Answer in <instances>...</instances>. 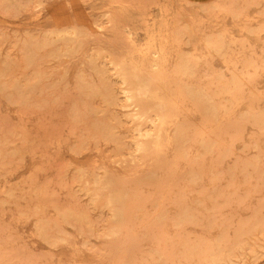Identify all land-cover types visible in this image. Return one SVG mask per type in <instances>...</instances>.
I'll return each instance as SVG.
<instances>
[{
	"label": "rangeland",
	"instance_id": "obj_1",
	"mask_svg": "<svg viewBox=\"0 0 264 264\" xmlns=\"http://www.w3.org/2000/svg\"><path fill=\"white\" fill-rule=\"evenodd\" d=\"M263 3L0 0V264H264Z\"/></svg>",
	"mask_w": 264,
	"mask_h": 264
},
{
	"label": "bare ground",
	"instance_id": "obj_2",
	"mask_svg": "<svg viewBox=\"0 0 264 264\" xmlns=\"http://www.w3.org/2000/svg\"><path fill=\"white\" fill-rule=\"evenodd\" d=\"M157 1H158V0H157ZM216 2H217V1H216ZM243 2H244V1H243ZM150 3H151V2H150ZM148 4H149V3H148ZM263 4H264V3H263ZM150 5H151V4H150ZM236 14H238V13H236ZM245 14H246V13H245ZM191 20H192V19H191ZM241 20H242V19H241ZM177 21H178V20H177ZM165 23H166V22H165ZM165 23H164V25H165ZM179 23H180V22H179ZM159 24H160V23H159ZM166 25H168V24H166ZM147 26H148V25H147ZM161 27H163V26H161ZM166 27H167V26H166ZM175 28H176V27H175ZM146 29H147V27H146ZM144 30H145V29H144ZM160 30H161V28H160ZM66 32H67V31H66ZM54 33H56L57 35H60V34L62 33V31L58 30V31H55ZM72 33H73V32H72ZM56 34H55V35H56ZM150 35H151V33H150ZM54 37H55V36H54ZM59 38H60V37H59ZM55 40H56V39H55ZM179 41H180V40H179ZM241 41H242V40H241ZM68 43H69V42H68ZM75 43H76V42H75ZM181 43H182V42H181ZM167 44H168V43H167ZM250 45H251V44H250ZM157 46H158V45H157ZM60 47H61V46H60ZM152 47H153V46H152ZM158 47L160 48L161 46L159 45ZM62 48H63V47H62ZM143 48H144V47H143ZM159 48H158V50H159ZM148 49H149V47H148ZM58 51H59V50H58ZM63 51H64V50H63ZM63 51H62V52H63ZM135 51H136V50H135ZM137 51H138V50H137ZM144 51H145V50H144ZM160 51H161V50H160ZM147 52H148V51H147ZM56 53H57V52H56ZM64 53H65V52H64ZM145 53H146V52H145ZM71 54H72V53H71ZM71 54H70V55H71ZM142 54H143V53H142ZM72 55H73V54H72ZM145 55H146V54H145ZM157 55H158V54H157ZM67 56H69V55H67ZM70 57H71V56H70ZM142 57H143V56H142ZM147 58H148V57H147ZM85 59H86V58H85ZM138 59H139V58H138ZM145 59H146V58H145ZM143 60H144V58H143ZM160 60H161V59H160ZM139 61H140V60H139ZM136 62H137V61H136ZM140 62H141V61H140ZM143 62H144V61H143ZM134 63H135V61H134ZM136 64H137V63H136ZM139 64H140V63H139ZM154 64H155V63H154ZM162 64H163V63H162ZM142 65H143V63L140 64L139 66H136V67H139V68H140V66H142ZM157 65H158V63H157ZM157 65H156V66H157ZM121 66H122V65H121ZM143 66H144V65H143ZM143 66H142V67H143ZM118 67H120V66H118ZM131 67H134V66H130V68H131ZM144 67L147 68L146 66H144ZM159 67H161V66H159ZM134 68H135V67H134ZM145 68H141V70L143 69L144 71H146ZM118 69H119V68H118ZM123 69H126V67L124 66ZM123 69H120V70H122L123 73H125L126 70H125V72H124ZM135 69H136V68H135ZM147 69H148V68H147ZM111 70H112V69H111ZM120 70H119V71H120ZM143 70H142V72H143ZM134 71H136L137 73L139 72V70H137V69H136V70H134V69L132 70V72H134ZM80 72H81V69H80ZM159 72H160V70H159ZM121 75H122V73L120 74V76H121ZM133 75H134V73H133ZM122 76H123V75H122ZM127 76H128V75H126V77H127ZM130 76H132V75H130ZM135 76H136V77H135ZM134 77L137 78L138 76L135 74ZM104 78H105V77H104ZM118 78H119V77H118ZM124 78H125V77H124ZM124 78H123V79H124ZM130 78H131V77H130ZM135 78H133V80H134ZM168 78H169V77H168ZM96 79H97V78H96ZM123 79H122V80H123ZM125 79H127V81H128L129 78H125ZM125 79H124V80H125ZM101 80H102V79H101ZM129 80H130V79H129ZM125 81H126V80H125ZM127 81H126V82H127ZM130 81H132V80H130ZM103 82H104V81H103ZM142 82H143V81H142ZM156 82H157V81H156ZM193 82H194V81H193ZM107 83H109V82H107ZM121 83H122V82H121ZM130 83H131V82H129V85H128V86H130ZM132 83H133V82H132ZM159 83L161 84L160 81L158 82V84H159ZM194 83H195V82H194ZM199 83H200V82H199ZM215 83H216V82H215ZM105 84H106V83H105ZM112 84H113V83H112ZM126 84H127V83H126ZM138 84H139V83H138ZM138 84H136V87H138V88H142V87L139 86ZM148 84H149V83H148ZM160 84H159V87H160ZM131 85H132V84H131ZM165 85H166V84H165ZM168 85H169V84H168ZM169 86H171V85H169ZM173 86H174V85H173ZM207 86H208V85H207ZM238 86H239V85H238ZM108 87H109V86H108ZM156 87H158V85L155 86V88H156ZM202 87H203V86H202ZM105 88H107V87L105 86ZM96 89H97V88H96ZM111 89H112V88H111ZM114 89H115V88H114ZM131 89H132V88H131ZM131 89H130V90H131ZM133 89H135V88H133ZM133 89H132V90H133ZM152 89H153V88H152ZM138 90H139V89H138ZM141 90H142V89H141ZM157 90H158V88L156 89V92H157ZM160 90H161V87H160ZM205 90H206V89H205ZM231 90H232V89H231ZM114 91H115V90H114ZM165 91H167V90H165ZM177 91H178V90H177ZM232 91H233V90H232ZM121 92H122V91H121ZM124 92H125V91H124ZM132 92L134 93V91H132ZM152 92H153V91H151V93H152ZM154 92H155V91H154ZM154 92H153V94L156 93V92H155V93H154ZM159 92H161V91H159ZM163 92H164V91H163ZM228 92H229V91H228ZM256 92H257V91H256ZM116 93H117V92H116ZM116 93H114V94H116ZM129 93H131V92H129ZM137 93H138V92H137ZM151 93L149 92L150 95H151ZM157 93H158V92H157ZM123 94H124V93H123ZM127 94H128V93H127ZM135 94H136V93H135ZM163 94H164V93H163ZM178 94H179V93H178ZM233 94H234V92H233ZM121 95H122V94H121ZM144 95H145V94H144ZM159 95L161 96V94H159ZM166 95H167V94H166ZM255 95H256V93H255ZM152 96H153V95H152ZM155 96H156V97H155ZM180 96H181V95H180ZM180 96H179V97H180ZM114 97H115V96H113V98H114ZM125 97H126V96H125ZM131 97H132V96H131ZM149 97H150V96H149ZM154 97H155V98H158L159 96L157 97V94H155ZM161 97H162V100H164V99H163L164 96H161ZM173 97H174V96H173ZM181 97H182V96H181ZM254 97H255V96H254ZM256 97H257V95H256ZM115 98H116V97H115ZM120 98H121V97H120ZM122 98H123V96H122ZM155 98H154V100H155ZM165 98H166V97H165ZM183 98H184V97H183ZM239 98H240V97H239ZM250 98H252V97H250ZM159 99H160V98H159ZM108 100H109V99H108ZM108 100H107V101H108ZM116 100H117V99H116ZM124 100H126V99H124ZM128 100H129V99H128ZM130 100H131V99H130ZM133 100H134V99H133ZM133 100H132V101H133ZM172 100H173V99H172ZM241 100H242V99H241ZM246 100H247V99H246ZM250 100H251V99H250ZM252 100H253V98H252ZM254 100H255V99H254ZM254 100H253V103H254ZM165 101H166V100H165ZM175 101H176V100H175ZM175 101H174V102H175ZM244 101H245V100H244ZM256 101H261V100H257V99H256ZM181 102H182V101H181ZM194 102H195V101H194ZM250 102H252V101H250ZM133 103H134V102H133ZM133 103H132V104H133ZM157 103H158V101H157ZM168 103L171 104V102H169V100L167 101V104H168ZM224 103H225V102H224ZM241 103H242V102H241ZM246 103H247V102H246ZM120 104H121V103H120ZM122 104H123V103H122ZM182 104H183V103H181V106H183ZM187 104H190V103H187ZM137 105H138L139 109H138V111L135 113V116H137V115H140V116H141V115H147V113H148V109H149V111H150V105H149L146 101L139 100L138 103H137ZM171 105H172V104H171ZM175 105H176V104H175ZM175 105H174V107H176ZM192 105H193V104H192ZM192 105H191V106H192ZM239 105H240V104H239ZM242 105H243V104H242ZM224 106H225V105H224ZM233 106H234V105H233ZM257 106H258V104H257ZM174 107H173V108H174ZM178 107H179V105H178ZM178 107H177V108H178ZM183 107H184V106H183ZM192 107H193V106H192ZM185 108H186V107H185ZM185 108H182V109L184 110ZM188 108H189V107H188ZM194 108H195V107H194ZM245 108H246V107H245ZM245 108H243V110H244ZM127 109H129V108H127ZM175 109H176V108H175ZM176 110H177V109H176ZM178 110H180V108H179ZM178 110H177V113H178V112L180 113V111H178ZM186 110L189 111L190 109H189V110L186 109ZM193 110H195V109H193ZM197 110H198V109H197ZM135 111H136V110H135ZM135 111H134V112H135ZM184 111H185V110H184ZM241 111H242V110H241ZM246 111H247V110H246ZM256 111H257V110H256ZM134 112H132V113H134ZM157 112H158V111H157ZM185 112H186V111H185ZM230 112H232V111H230ZM149 113H150V112H149ZM153 113H154V112H153ZM186 113H187V112H186ZM189 113H190V111H189L187 114H189ZM199 113H200V112H199ZM222 113H223V111L221 112V114H222ZM154 114H155V113H154ZM180 114L182 115V112H181ZM260 114H262V113H260ZM163 115H164V114H163ZM178 115H179V114H178ZM181 115H180V116H181ZM197 115H199V114H197ZM201 115H202V114H200V116H201ZM230 115H231V114H230ZM258 115H259V114H258ZM152 116H153V115H152ZM155 116L159 117V122L161 123L162 120H161V116H159V113H156ZM202 116H203V115H202ZM226 116H227V115H226ZM228 116H229V115H228ZM168 117H169V115H168ZM223 117H224V116H223ZM260 117H261V116H260ZM133 118H134V116H133ZM165 118H166V117H165ZM171 118L173 119L174 117L171 116ZM184 118H185V117H184ZM199 118H200V117H199ZM203 118H204V117H203ZM203 118H202V119H203ZM220 118H221V117H220ZM228 118H229V117H228ZM262 118H263V117H262ZM262 118H261V119H262ZM157 119H158V118H157ZM167 119H169V118H167ZM177 119H178V117H177ZM185 119H186V118H185ZM185 119H183V120H185ZM187 119H188V118H187ZM206 119H207V118H206ZM223 119H224V118H223ZM131 120H132V119H131ZM181 120H182V119H181ZM211 120H212V119H211ZM211 120H210V121H211ZM221 120H222V119H221ZM227 120H228V119H227ZM145 121H146V120H145ZM228 121H229V120H228ZM228 121H227V124H228ZM238 121H239V120H238ZM244 121H245V119H244ZM159 122H158V123H159ZM165 122H167V121H165ZM183 122H184V121H183ZM201 122H202V120H201ZM212 122H213V121H212ZM212 122H210V123L212 124ZM219 122H220V121H219ZM225 122H226V121H224V123H225ZM190 123H191V121H190ZM192 123H193V122H192ZM204 123H205V122H204ZM206 123H207V121H206ZM206 123H205V124H206ZM208 123H209V122H208ZM213 123H215V122H213ZM234 123H235V122H234ZM239 123H240V122H239ZM239 123L237 122L236 124H239ZM249 123H250V122H249ZM149 124H150V123H149ZM151 124H152V123H151ZM205 124H204V125H205ZM250 124H251V123H250ZM153 125H154V123H153ZM156 125H157V124H156ZM194 125H196V127H197V124H193V128H195ZM204 125H203V128L206 126V125H205V126H204ZM215 125H216V124H215ZM217 125H219V124H217ZM222 125H223V123H222ZM224 125H226V124H224ZM258 125H259V124H258ZM261 125H262V124H261ZM148 126H149V125H148ZM139 127H140V126H139ZM198 127H199V125H198ZM209 127H211V126H209ZM237 127H240V125L237 126ZM262 127H263V126H262ZM199 128H202V127L200 126ZM199 128H198V129H199ZM241 128H242V127H241ZM241 128H240V129H241ZM146 129H147V128H146ZM152 129H153V128H152ZM198 129H197V130H198ZM260 129H261V128H260ZM260 129H259V130H260ZM263 129H264V128H263ZM158 130H159V129H158ZM193 130H194V129H193ZM204 130H205V128H204ZM207 130H208V128H207ZM212 130H213V129H212ZM221 130H222V129H221ZM225 130H226V129H225V127H224V131H225ZM236 130H238V129H236ZM257 130H258V128H257ZM259 130H258V131H259ZM144 131H145V129H144ZM147 131H148V130H147ZM164 131H165V130H164ZM194 131H196V130H194ZM201 131H202V132H205V131H203V130H201ZM214 131L216 132L217 130H214ZM227 131H228V130H227ZM227 131H226V133H227ZM139 132H140V131H139ZM196 132L199 134L200 131H196ZM196 132H195V133H196ZM222 132H223V131H222ZM222 132H221V133H222ZM141 133H142V132H141ZM144 133H145V132H144ZM153 133H154V132H153ZM153 133H152V136H154V137L148 138L145 142L142 143L141 146H143V148H145L144 146H146V145L148 146V144H149V145H150V144H153V145H154V144H157V142L161 139V138H160V137H161V135H160V130H159V132H157V134L154 133L155 135H154ZM161 133H162V132H161ZM167 133H168V132H167ZM171 133H172V132H171ZM234 133H235V132H234ZM236 133H237V131H236ZM137 134H139V133H137ZM204 134H205V133H204ZM219 134H220V133H219ZM239 134H240V133H238V135H239ZM241 134H242V132H241ZM241 134H240V135H241ZM263 134H264V133H263ZM196 135H197V134H196ZM209 135H210V134H209ZM212 135H213V134H212ZM226 135H228V133H227ZM259 135H260V134H259ZM138 136H139V135H138ZM138 136H137V137H138ZM143 136H144V135H143ZM194 136H195V135H194ZM233 136H234V135H233ZM233 136H232V137H233ZM250 136H251V135H250ZM255 136H256V135H255ZM261 136H262V135H261ZM148 137H149V136H148ZM197 137H198V135H197ZM216 137H217V135H216ZM216 137H215V138H216ZM146 138H147V137H146ZM209 138H210V137H209ZM235 138H236V137H235ZM218 139H219V137H218ZM227 139H229V138L227 137ZM236 139H237V138H236ZM242 139H243V138H241V140H242ZM254 139H255V138H254ZM194 140H195V139H194ZM196 140H197V139H196ZM199 140H200V139H199ZM210 140H211V139H210ZM231 140H232V139H231ZM231 140H229V141H231ZM248 140H249V139H248ZM161 141H163V140H161ZM217 141H218V140H217ZM159 142H160V141H159ZM166 142H167V140H166ZM231 142H235V141H231ZM222 143H223V142H222ZM224 143H225V142H224ZM131 144H132V143H131ZM167 144H168V143H167ZM171 144H172V143H171ZM207 144H208V143H207ZM134 145H135V144H134ZM223 145H224V144H223ZM150 146H151V145H150ZM156 146H157V145H156ZM158 146H161V145H158ZM158 146H157V147H158ZM165 146H166V145H165ZM215 146H216V145H215ZM232 146L234 147V145H232ZM138 147H139V146H138ZM151 147H152V146H151ZM154 147H155V146H154ZM135 148H136V147H135ZM149 148H150V147H149ZM152 148H153V147H152ZM159 148H161V147H159ZM162 148H164V147H162ZM162 148H161V150H162ZM215 148H216V147H215ZM193 149H194V148H193ZM224 149H225V148H224ZM132 150H133V148H132ZM151 150H152V149H151ZM156 150H158V149H156ZM167 150H168V149H167ZM189 150H190V149H189ZM138 151H139V150H138ZM141 151H143V150H141ZM146 151H147V150H146ZM154 151H155V149H154ZM186 151H187V150H186ZM190 151H191V150H190ZM131 152H132V151H131ZM161 152H163V151H161ZM161 152H160V154H163V153H161ZM166 152H168V151H166ZM170 152H171V151H170ZM173 152H174V151H173ZM204 152H205V151H204ZM219 152H220V151H219ZM143 153H145V152H143ZM155 153H157V152H155ZM165 154H166V153H164L163 156H164ZM189 154H190V153H189ZM189 154H188V156H189ZM166 155H167V154H166ZM190 155H191V154H190ZM218 155H219V154H218ZM163 156H162V158H163ZM170 156H171V155H170ZM176 156H177V155H176ZM186 156H187V155H186ZM195 156H196V155H195ZM164 157H165V156H164ZM174 157H175V156H174ZM216 157H218V156H216ZM194 158H195V157H194ZM152 159H153V158H152ZM163 159H164V158H163ZM178 159H179V157H178ZM203 159H205V158H203ZM147 160H148V159H147ZM165 160H166V158H165ZM174 160H175V158H174ZM176 160H177V159H176ZM155 161H156V160H155ZM171 161H172V160H171ZM189 161H190V159H189ZM184 162L186 163V161H184ZM236 162H237V161H236ZM189 163H190V162H189ZM194 164H196V162H195ZM237 165H238V164H237ZM188 166H189V165H188ZM241 166H242V165H241ZM159 167H160V166H159ZM191 167H192V166H191ZM202 167H203V166H202ZM161 168H162V167H161ZM161 168H160V169H161ZM189 168H190V167H189ZM189 168H188V169H189ZM160 169H159V170H160ZM185 169H186V168H185ZM192 169H193V168H192ZM258 170H259V169H258ZM191 171L193 172V170H191ZM188 172H189V171H188ZM192 172H191V173H192ZM205 172H206V171H205ZM203 174H204V172H203ZM189 175H190V174H189ZM162 177H163V176H162ZM191 178H192V177H191ZM160 179H161V178H160ZM188 179H189V178H188ZM186 180H187V179H186ZM162 182H163V181H162ZM162 182H161V183H162ZM100 183H101V182H100ZM143 183H144V182H143ZM163 183H164V182H163ZM103 184H104V183H103ZM167 185H168V184H167ZM110 187H111V186H110ZM163 187H164V186H163ZM163 187L161 188L162 191H163ZM170 187H171V185H170ZM189 187H190V186H189ZM112 189H114V187H113ZM116 189H117V188H116ZM117 190H118V189H117ZM157 190H158V189H157ZM159 190H160V189H159ZM94 191H95V190H94ZM162 191H161V192H162ZM136 193H137V192H136ZM105 196H106V195H105ZM120 201H121V200H120ZM161 203H163V202H161ZM157 206H158V205H157ZM157 209H158V208H157ZM157 209H156V210H157ZM186 211H187V210H186ZM126 212H127V211H126ZM146 214H147V213H146ZM148 215H149V213H148ZM189 215H190V214H189ZM145 216H146V215H145ZM153 216H154V215H153ZM151 217H152V216H151ZM151 217H150V218H151ZM127 220H128V219H127ZM162 225H163V224H162ZM177 225H178V224H177ZM158 226H159V225H158ZM161 227H163V226H161ZM160 229H161V228H160ZM126 236H127V235H126ZM133 237H135V236H133ZM137 237H138V236H137ZM196 243H197V242H196ZM216 250H217V249H216ZM211 251H212V250H211ZM213 251H214V250H213ZM217 253H218V251H217ZM170 254H171V253H170ZM222 254H224V253H222ZM164 255H165V254H164ZM167 255H168V254H167ZM165 256H166V255H165ZM211 256H212V255H211ZM219 260H220V259H219ZM212 261H213V260H212ZM219 262H220V261H219ZM173 264H174V263H173ZM214 264H215V263H214Z\"/></svg>",
	"mask_w": 264,
	"mask_h": 264
},
{
	"label": "crops",
	"instance_id": "obj_3",
	"mask_svg": "<svg viewBox=\"0 0 264 264\" xmlns=\"http://www.w3.org/2000/svg\"><path fill=\"white\" fill-rule=\"evenodd\" d=\"M187 1L192 2V3L204 4V3H208L212 0H187Z\"/></svg>",
	"mask_w": 264,
	"mask_h": 264
}]
</instances>
